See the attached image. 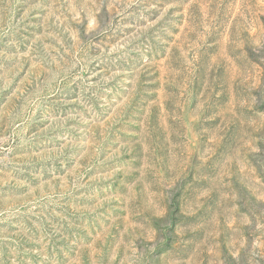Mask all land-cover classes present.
I'll list each match as a JSON object with an SVG mask.
<instances>
[{"label":"rangeland","instance_id":"obj_1","mask_svg":"<svg viewBox=\"0 0 264 264\" xmlns=\"http://www.w3.org/2000/svg\"><path fill=\"white\" fill-rule=\"evenodd\" d=\"M0 264H264V0H0Z\"/></svg>","mask_w":264,"mask_h":264}]
</instances>
